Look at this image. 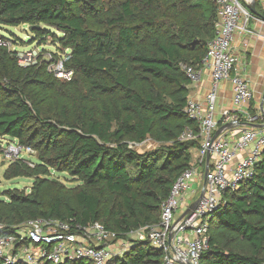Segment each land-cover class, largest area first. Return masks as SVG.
I'll return each mask as SVG.
<instances>
[{"label":"trees","instance_id":"trees-1","mask_svg":"<svg viewBox=\"0 0 264 264\" xmlns=\"http://www.w3.org/2000/svg\"><path fill=\"white\" fill-rule=\"evenodd\" d=\"M215 23L214 0H118L107 9L101 0H0V27L43 25L31 32L55 37L73 71L59 81L45 60L21 68L0 51V137L36 152L33 167L17 160L3 173L32 185L3 192L0 233L44 219L100 222L122 239L157 224L199 145L179 140L197 131L184 112L191 83L183 67L200 66ZM147 139L157 148L130 146ZM53 172L79 184L68 188ZM224 200L200 264H264V153L253 177ZM112 264H162V253L136 243Z\"/></svg>","mask_w":264,"mask_h":264},{"label":"built area","instance_id":"built-area-1","mask_svg":"<svg viewBox=\"0 0 264 264\" xmlns=\"http://www.w3.org/2000/svg\"><path fill=\"white\" fill-rule=\"evenodd\" d=\"M214 2L215 31L207 52L199 67H183L191 84L198 83L204 71L211 80L204 102L189 99L184 109L187 117L197 124V131L186 129L179 140L197 141L199 145L191 150L190 167L176 179L162 204L159 222L130 232L126 235L132 238L129 246L124 243L128 249L136 243L149 245L162 253V264H200L201 255L209 246L213 213L225 203L226 194L237 191L253 177L264 153V98L252 114L250 104L254 94L247 79L239 74V60L231 49L235 34L246 32L251 13L246 0ZM1 50L12 54L21 68L39 66L45 60L55 79L69 82L73 78V71L65 67L69 59L66 54L58 58L56 52L44 53L37 46L20 51L12 48L9 38L0 36ZM225 81L231 86L233 111L222 112L217 121V89ZM228 123L233 128L214 138L216 131ZM3 150L8 164L21 160L28 167L34 166L22 158L23 154H36L30 147L14 141ZM3 228L0 224V231ZM118 239L100 222L79 225L58 220H28L11 227L8 233H0V264H62L77 260L112 264L126 252L119 249L123 245L115 247L112 243Z\"/></svg>","mask_w":264,"mask_h":264},{"label":"crops","instance_id":"crops-1","mask_svg":"<svg viewBox=\"0 0 264 264\" xmlns=\"http://www.w3.org/2000/svg\"><path fill=\"white\" fill-rule=\"evenodd\" d=\"M247 5L254 2L256 12L264 16V0H246ZM232 52L238 57V72L244 76L254 94L251 102L253 112L264 98V21L251 14L246 32L237 33L231 45ZM209 73L204 71L200 81L190 84L188 99L204 102L210 88ZM233 94L228 81L220 82L217 89L216 120H220L221 113L233 111Z\"/></svg>","mask_w":264,"mask_h":264},{"label":"rangeland","instance_id":"rangeland-1","mask_svg":"<svg viewBox=\"0 0 264 264\" xmlns=\"http://www.w3.org/2000/svg\"><path fill=\"white\" fill-rule=\"evenodd\" d=\"M101 2L104 8L107 9L111 5H116L118 0H101ZM163 12L165 16L166 10H163ZM39 27L47 29L43 25H39ZM50 32H53L56 37L60 36L59 33L54 31L53 29L50 30ZM0 36L9 38L12 43V48L20 51H25L37 46L42 47L44 53L56 52V57L58 58L64 57L66 54V51L62 50L60 45L57 44L55 37L50 36L49 34H44L41 38H38L31 32L30 25L28 24H22L18 27H0ZM10 143L11 142L6 138L0 137V200H6V198L3 196L4 191H7L9 189H18L19 191H26L27 193L32 185L31 178H17L13 180H5L3 178V173L9 163L3 155V149L7 146V144ZM155 148H157V145L154 144L152 140L147 139L142 145L136 147V151L142 153ZM22 158L28 159L33 163L36 162V154L34 156L23 154ZM52 178L59 180V182H61L62 184H64V186L68 188H74L79 184L78 182L72 180L65 173L53 172ZM131 239V236H125V238L122 239L112 240V243H114L115 247L123 245L119 248L121 250V253L125 251L128 252L132 247H130L129 249L125 248L124 243L128 244L129 246V241ZM125 253H122V255L124 256Z\"/></svg>","mask_w":264,"mask_h":264},{"label":"water","instance_id":"water-1","mask_svg":"<svg viewBox=\"0 0 264 264\" xmlns=\"http://www.w3.org/2000/svg\"><path fill=\"white\" fill-rule=\"evenodd\" d=\"M247 9L249 10V12L253 15H255L256 17H259L261 20L264 21V16L260 15L258 12H256L255 8H254V2H252L250 5H247ZM33 28H40L39 26H30V30L32 31ZM233 124L232 123H228L225 124L224 126H221L215 133L214 138L220 134L221 132H223L224 130H228L233 128ZM208 158V156H207ZM207 173V171H205V174ZM201 196V194H200ZM200 196L198 197V199L190 206L191 209H193L197 203V201L199 200Z\"/></svg>","mask_w":264,"mask_h":264}]
</instances>
